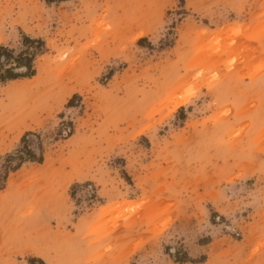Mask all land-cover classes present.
I'll return each mask as SVG.
<instances>
[{
  "label": "rangeland",
  "instance_id": "obj_1",
  "mask_svg": "<svg viewBox=\"0 0 264 264\" xmlns=\"http://www.w3.org/2000/svg\"><path fill=\"white\" fill-rule=\"evenodd\" d=\"M0 48L35 73L0 82V264H264V0H0Z\"/></svg>",
  "mask_w": 264,
  "mask_h": 264
},
{
  "label": "trees",
  "instance_id": "obj_2",
  "mask_svg": "<svg viewBox=\"0 0 264 264\" xmlns=\"http://www.w3.org/2000/svg\"><path fill=\"white\" fill-rule=\"evenodd\" d=\"M3 50H5V48H0V56H1V52L3 51ZM29 61V60H28ZM25 67L27 68V69H31V65H30V63L29 62H27L26 64H25ZM35 75V73L34 72H31V73H27V74H25V75H23V76H20V75H13V74H11L10 72H7V75L5 76V77H1L0 78V82H4L5 80H15V79H18L19 77H32V76H34ZM39 162H42V160H40Z\"/></svg>",
  "mask_w": 264,
  "mask_h": 264
},
{
  "label": "snow or ice",
  "instance_id": "obj_3",
  "mask_svg": "<svg viewBox=\"0 0 264 264\" xmlns=\"http://www.w3.org/2000/svg\"><path fill=\"white\" fill-rule=\"evenodd\" d=\"M262 69H264V65L261 66ZM196 95L195 91L193 90V87H189L187 92H186V97H181V99H186V103H191L192 102V97H194Z\"/></svg>",
  "mask_w": 264,
  "mask_h": 264
},
{
  "label": "built area",
  "instance_id": "obj_4",
  "mask_svg": "<svg viewBox=\"0 0 264 264\" xmlns=\"http://www.w3.org/2000/svg\"><path fill=\"white\" fill-rule=\"evenodd\" d=\"M63 134L65 137H68L70 134H72V129L70 127L66 128V130L63 132Z\"/></svg>",
  "mask_w": 264,
  "mask_h": 264
}]
</instances>
